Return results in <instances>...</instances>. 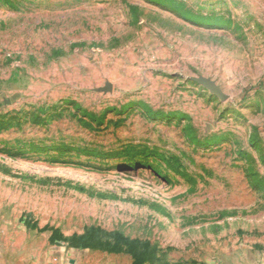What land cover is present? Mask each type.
<instances>
[{"label": "rangeland", "instance_id": "1", "mask_svg": "<svg viewBox=\"0 0 264 264\" xmlns=\"http://www.w3.org/2000/svg\"><path fill=\"white\" fill-rule=\"evenodd\" d=\"M1 254L264 264V0H0Z\"/></svg>", "mask_w": 264, "mask_h": 264}, {"label": "crops", "instance_id": "2", "mask_svg": "<svg viewBox=\"0 0 264 264\" xmlns=\"http://www.w3.org/2000/svg\"><path fill=\"white\" fill-rule=\"evenodd\" d=\"M0 264H80L75 258L66 259L64 256L45 255L41 257H23L9 258L3 254L0 255Z\"/></svg>", "mask_w": 264, "mask_h": 264}, {"label": "water", "instance_id": "3", "mask_svg": "<svg viewBox=\"0 0 264 264\" xmlns=\"http://www.w3.org/2000/svg\"><path fill=\"white\" fill-rule=\"evenodd\" d=\"M195 79L197 80V82L207 87L212 93L220 97V99L225 100L228 98V95L223 91L221 86L214 79L206 76H199Z\"/></svg>", "mask_w": 264, "mask_h": 264}, {"label": "trees", "instance_id": "4", "mask_svg": "<svg viewBox=\"0 0 264 264\" xmlns=\"http://www.w3.org/2000/svg\"><path fill=\"white\" fill-rule=\"evenodd\" d=\"M190 19H195V18H190ZM152 115H155V116H156V115H157V116H165V117H171V116H172V114H165V113H162V112L152 113ZM192 140H194V141H196V142H198V143H200V144H203V143H201V142L195 140L194 137H192ZM133 153H134V152H133ZM133 153H132V154H133ZM127 155H130V152L127 153ZM160 157H161V158H162V159H163V160H164L169 166H171L172 168L178 170V165H177V163H174L171 159L165 157L163 154H160Z\"/></svg>", "mask_w": 264, "mask_h": 264}]
</instances>
